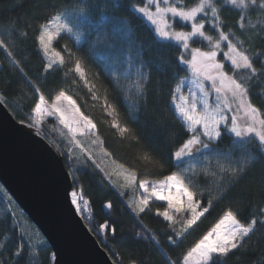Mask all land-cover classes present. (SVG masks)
I'll list each match as a JSON object with an SVG mask.
<instances>
[{
	"label": "snow or ice",
	"instance_id": "1",
	"mask_svg": "<svg viewBox=\"0 0 264 264\" xmlns=\"http://www.w3.org/2000/svg\"><path fill=\"white\" fill-rule=\"evenodd\" d=\"M34 11L37 15L23 21L0 16V26H6L0 33V71L8 64L21 71L24 52L16 49L31 40L43 74L35 82L25 74L33 99L17 105L15 115L33 137L46 142L53 164L64 162L63 175L70 178L65 197L75 211L83 213L88 206L79 176L81 167H88L122 199L139 225L135 238L151 242L164 264H224L234 251H247L251 238L264 229V103L258 106L252 99L258 87L264 99V0H56ZM65 36L72 47L60 44ZM93 61L102 72H91ZM49 76L57 83L46 92L41 81ZM188 81L197 91L185 94ZM98 85L104 87L109 127L136 148L127 159L106 147L94 118L82 110L78 93L86 90L85 97L98 102ZM109 91L128 102L131 124H139L141 116L151 124L161 136L158 145L121 124ZM16 95L24 94L12 90L6 73L0 105L11 106ZM225 137L232 151L221 147ZM248 180L256 181V190L240 191ZM7 191L0 184V193L7 196ZM225 198L227 205L213 222L181 248ZM7 199L13 204L11 196ZM155 202L163 203L153 209ZM16 211L14 206L7 213L10 231L0 233V264H44L38 259L42 235L25 232ZM153 212L163 229L144 223ZM85 219L91 225V217ZM115 224L106 220L89 228L113 264H149L152 258L122 250ZM261 240L264 232L255 243ZM55 260V253L47 257L48 264Z\"/></svg>",
	"mask_w": 264,
	"mask_h": 264
},
{
	"label": "trees",
	"instance_id": "2",
	"mask_svg": "<svg viewBox=\"0 0 264 264\" xmlns=\"http://www.w3.org/2000/svg\"><path fill=\"white\" fill-rule=\"evenodd\" d=\"M50 2H56V0H19V2H17V0H0V16L11 17L13 20L19 18L23 21L30 15H37L34 11L36 6L43 8ZM253 22H255V19ZM5 27L6 26H0V31H5ZM141 34L149 41V43H152L150 33L146 32L143 27H141ZM60 44L72 47L73 40L68 36H65L60 40ZM155 48L156 46H154V50ZM21 50L24 52L21 62L22 70L18 71L16 68H13L11 64H8L3 71H0V80H3L5 78V74L7 73L8 78L12 81V90L15 92L22 90L24 94L23 96H14L12 105H6L16 119L17 117L15 113L18 110L17 105L23 106L31 104L33 99V93L29 84L26 82L25 74L27 76V80H32L33 82H35L36 78L43 74L41 70V60L35 54L32 48L31 40L26 41L16 49V51ZM167 51L175 55L174 48L168 47ZM0 59H3L2 52H0ZM89 68L93 73L96 71H103L101 66L96 64L94 61L89 65ZM102 79L107 84V75H102ZM41 83L44 85V90L49 92L57 83V80L54 79L53 76H49L46 82L41 81ZM85 93L86 90L78 93L81 97V101L84 102V109L82 110H85L87 114L94 118V122L97 123V132L100 134L101 138L107 142L106 147L115 151L118 159H127L134 155L136 153L135 146L129 144L127 141L122 143L115 133V130L109 127L111 118L106 116L102 107L105 95L104 87H99L98 95L101 99L98 102H93L90 97H85ZM108 95L110 100L113 98L117 100L118 119L121 124L128 123L130 126L136 128L142 137H144L145 142H151L156 145L161 142L160 134L154 131L150 123H145V118L143 116H141L139 124H131V118L127 111L128 102L121 99L118 92L109 91ZM252 99L258 106L261 103H264L259 87L254 90ZM24 114L26 113H22V115ZM166 115L169 120H173L171 112H167ZM173 123H175V121H173ZM176 128L179 129V124H176ZM254 143L255 141H253V144ZM252 146L253 145H249V147ZM221 147L225 151H232V141L228 137H225L222 141ZM259 167L260 166L257 165V168ZM149 171H154V169L150 168ZM79 176L82 181L84 199L88 201L97 225L104 223L106 220H115V226L117 228V242L122 245V250L124 247L130 248L132 250V254L139 258H152L149 260V264H164L163 257L152 246L151 242L135 238V232L139 230L137 221L130 214L124 202L116 194V192L109 189L105 183L101 182L100 175H97L88 167H81ZM256 187L257 184L255 180H248L247 183L239 186V190L251 193L256 190ZM212 194L216 195L215 192ZM7 202V196H2L0 193V233H7L10 231L9 217L7 213L11 212V208L8 206ZM108 203L112 204L111 209L107 207ZM226 205L227 198L216 203V205L211 209L210 214H208V219L204 220L203 223L200 224L199 228H196L187 235V238L181 244V248L193 243L197 239L198 235L213 222L214 218L220 213L221 209L226 207ZM158 206L160 205H152L153 209ZM13 215L15 216V213H13ZM27 221L33 225L29 219H27ZM144 223L153 229L164 228V224L161 223L160 218H157L154 212L144 216ZM91 232L95 235L93 231ZM260 232H264V229H260V231L251 238V247L246 246V248H248L247 251H245V249L234 251L224 261V264H261V262H264V240H261L259 244L255 243L257 237L260 235ZM44 241L45 244L40 246L38 259H42L44 260V264H48L47 257L51 255L53 251L46 240ZM161 242H164L163 233H161ZM11 243L13 246L15 245V233H12ZM177 251H179V249H177Z\"/></svg>",
	"mask_w": 264,
	"mask_h": 264
},
{
	"label": "water",
	"instance_id": "3",
	"mask_svg": "<svg viewBox=\"0 0 264 264\" xmlns=\"http://www.w3.org/2000/svg\"><path fill=\"white\" fill-rule=\"evenodd\" d=\"M53 156L46 142L0 105V183L56 254L53 264H113L66 199L70 178Z\"/></svg>",
	"mask_w": 264,
	"mask_h": 264
},
{
	"label": "rangeland",
	"instance_id": "4",
	"mask_svg": "<svg viewBox=\"0 0 264 264\" xmlns=\"http://www.w3.org/2000/svg\"><path fill=\"white\" fill-rule=\"evenodd\" d=\"M4 31H0V33H3ZM188 89H191L192 91H197V89L195 88V85L191 83V81H188L186 84V88H185V94H188ZM215 102V96L214 95H210L209 97V103L210 104H214ZM2 196H5L4 194L1 193ZM7 196H10L7 193ZM163 202H155L154 204L160 205ZM8 206L12 209V207H16L17 211L15 213V216H19V222L21 223L23 230L29 234H35V233H40V231L38 230V228L34 225H31L27 219L28 217L22 212V209L15 203V201L13 200V204H9L7 202ZM41 234V233H40ZM42 235V234H41ZM43 237V236H42ZM43 239L45 240V238L43 237Z\"/></svg>",
	"mask_w": 264,
	"mask_h": 264
},
{
	"label": "built area",
	"instance_id": "5",
	"mask_svg": "<svg viewBox=\"0 0 264 264\" xmlns=\"http://www.w3.org/2000/svg\"><path fill=\"white\" fill-rule=\"evenodd\" d=\"M78 214L82 217V219L84 220V222L86 223V225L88 226V228L91 227V228L94 229L97 226V223L95 221V218L93 216V213H92V211L90 209L89 203H88V206L84 208V212L83 213H78ZM86 216L91 217V220H92L91 225H89L88 220L85 219Z\"/></svg>",
	"mask_w": 264,
	"mask_h": 264
}]
</instances>
